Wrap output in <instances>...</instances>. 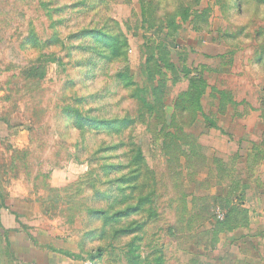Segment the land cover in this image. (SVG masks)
I'll use <instances>...</instances> for the list:
<instances>
[{
  "label": "rangeland",
  "instance_id": "1",
  "mask_svg": "<svg viewBox=\"0 0 264 264\" xmlns=\"http://www.w3.org/2000/svg\"><path fill=\"white\" fill-rule=\"evenodd\" d=\"M0 264H264V0H0Z\"/></svg>",
  "mask_w": 264,
  "mask_h": 264
},
{
  "label": "trees",
  "instance_id": "2",
  "mask_svg": "<svg viewBox=\"0 0 264 264\" xmlns=\"http://www.w3.org/2000/svg\"><path fill=\"white\" fill-rule=\"evenodd\" d=\"M142 1H143V0H142ZM106 40H107V41H108V43H109V44L112 46V48H113V51L115 52V54H117V47L112 45V41H110V39H109V38H107Z\"/></svg>",
  "mask_w": 264,
  "mask_h": 264
}]
</instances>
